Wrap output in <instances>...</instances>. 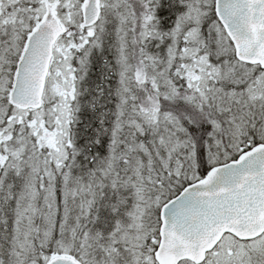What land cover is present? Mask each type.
<instances>
[{
  "label": "snow or ice",
  "instance_id": "6c2138e0",
  "mask_svg": "<svg viewBox=\"0 0 264 264\" xmlns=\"http://www.w3.org/2000/svg\"><path fill=\"white\" fill-rule=\"evenodd\" d=\"M0 264H264V0H0Z\"/></svg>",
  "mask_w": 264,
  "mask_h": 264
}]
</instances>
